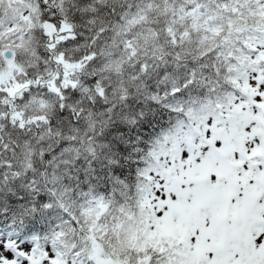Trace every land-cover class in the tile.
I'll use <instances>...</instances> for the list:
<instances>
[{
  "label": "snow or ice",
  "instance_id": "6c2138e0",
  "mask_svg": "<svg viewBox=\"0 0 264 264\" xmlns=\"http://www.w3.org/2000/svg\"><path fill=\"white\" fill-rule=\"evenodd\" d=\"M0 264H264V0H0Z\"/></svg>",
  "mask_w": 264,
  "mask_h": 264
}]
</instances>
